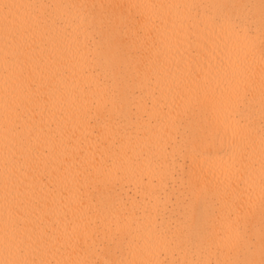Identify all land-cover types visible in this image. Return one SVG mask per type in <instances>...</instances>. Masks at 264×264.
Instances as JSON below:
<instances>
[{
	"label": "bare ground",
	"instance_id": "obj_1",
	"mask_svg": "<svg viewBox=\"0 0 264 264\" xmlns=\"http://www.w3.org/2000/svg\"><path fill=\"white\" fill-rule=\"evenodd\" d=\"M262 86L260 0H0V259L261 264ZM193 186L217 215L196 242ZM98 223L127 243L87 244Z\"/></svg>",
	"mask_w": 264,
	"mask_h": 264
},
{
	"label": "snow or ice",
	"instance_id": "obj_2",
	"mask_svg": "<svg viewBox=\"0 0 264 264\" xmlns=\"http://www.w3.org/2000/svg\"><path fill=\"white\" fill-rule=\"evenodd\" d=\"M40 7H44L40 5ZM260 7L262 13V21H264V0H260ZM208 23L213 25L219 31L216 33L217 38H220L222 34L228 29H235L236 24L227 17L224 16H215L210 17ZM6 43L10 39H14L11 32L6 34ZM211 43L215 44L216 40H211ZM261 105L262 112H264V86L261 90ZM262 147H264V133L261 137ZM215 199V197H211ZM209 203V195L204 192L203 189H197L195 186L192 187L190 193V200L184 206L185 216L187 217L188 222H190L191 231L189 237L193 242L202 241L207 236L212 235V230L215 228L217 223V215L209 209L206 215H202L199 219L196 217L195 208L197 206L204 207ZM220 222L222 223L223 228L230 233V238L233 242L239 243L247 237V232L245 226L242 223V219L239 211L233 207L232 212L226 216L222 217ZM261 241L262 246H264V213L261 217ZM85 242L90 245L100 246V245H113L119 250L124 244L127 243L126 240L121 239L118 235V227L113 229V227L108 224H96L92 229V233L86 237ZM9 256L13 258H7L4 261V264H36L35 261L29 260L25 257V249L21 245H15L12 249L9 250ZM44 264V262H41ZM80 264H94L91 261H82ZM104 264H127L124 260H109L105 261ZM152 264V262H148ZM192 264H209L208 261H193ZM215 264H253L251 261H217ZM261 264H264V260L261 261Z\"/></svg>",
	"mask_w": 264,
	"mask_h": 264
},
{
	"label": "clouds",
	"instance_id": "obj_3",
	"mask_svg": "<svg viewBox=\"0 0 264 264\" xmlns=\"http://www.w3.org/2000/svg\"><path fill=\"white\" fill-rule=\"evenodd\" d=\"M10 249H12L11 246H6V247H5L4 251H5V253H6V256H9V250H10ZM5 259H7V258H5ZM5 259H0V264H4Z\"/></svg>",
	"mask_w": 264,
	"mask_h": 264
}]
</instances>
